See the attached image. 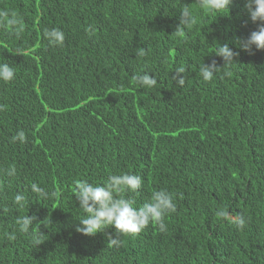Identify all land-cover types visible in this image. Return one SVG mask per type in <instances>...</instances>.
Here are the masks:
<instances>
[{
  "label": "trees",
  "instance_id": "trees-1",
  "mask_svg": "<svg viewBox=\"0 0 264 264\" xmlns=\"http://www.w3.org/2000/svg\"><path fill=\"white\" fill-rule=\"evenodd\" d=\"M183 7L195 23L179 35ZM0 9L23 20L19 35L0 30V62L16 69L0 82V264H264V50L237 44L257 29L244 0L222 13L198 0H0ZM50 28L64 32L63 45L48 43ZM219 44L239 53L231 65L214 55ZM212 60L219 68L204 81L200 67ZM145 72L154 87L133 79ZM20 130L26 141L13 143ZM121 173L142 179L121 194L135 207L157 190L173 195L167 230L149 224L116 243L112 227L76 232L85 214L74 181L103 185ZM32 183L54 195L40 198ZM16 193L25 208L12 204ZM26 214L51 221L37 247L30 233L6 238Z\"/></svg>",
  "mask_w": 264,
  "mask_h": 264
},
{
  "label": "clouds",
  "instance_id": "clouds-1",
  "mask_svg": "<svg viewBox=\"0 0 264 264\" xmlns=\"http://www.w3.org/2000/svg\"><path fill=\"white\" fill-rule=\"evenodd\" d=\"M202 8H207L215 13H222L228 10L231 0H198ZM244 7L248 12L249 19L257 25V29L252 31L246 40L237 39V44L241 50L253 54V47L256 50H264V0H244ZM195 23V18L189 7H183L180 10L179 22L174 32L183 34V29ZM0 30H4L9 35H19L23 31L22 17L15 11L9 9H0ZM45 38L52 46L63 45L65 40L64 32L59 28L46 29ZM20 54L21 53H17ZM147 54L143 48L137 49L136 55L144 57ZM222 58L223 66H229L235 61L238 52L233 51L228 44H219L214 54ZM215 60L210 64H202L200 75L204 81H210L214 73L218 70ZM185 71L183 67L177 68V74ZM225 75L231 73L225 71ZM16 78V69L8 62H0V82L9 83ZM133 79L141 87L152 88L157 84V79L149 74H136ZM179 85H183L184 80L179 76L177 80ZM13 143H24L26 134L23 130L18 131L11 137ZM15 166H9L4 170L7 177L16 175ZM142 179L138 175L131 173H121L110 175L103 185H95L87 180L74 181V196L79 202V209L85 214L83 219L75 225L76 232L92 237L97 233L103 232L106 228L115 229V238H111L116 243V234L131 235L138 234L149 224H155L161 232L167 230L164 218L170 213L176 211V204L173 195L167 190H157L151 195L150 201L145 202L140 207L134 206V201L124 198L122 193L136 192L141 188ZM30 191L40 198H49L54 193H49L44 187L37 183H32ZM28 201L23 193H16L12 198V204L17 209L26 207ZM216 215L223 220H230L233 225L243 229L246 225V219L243 215L233 216L225 209H218ZM44 221L51 222L46 218ZM42 221V222H44ZM41 221H37L35 215H21L15 219V227L9 233H6L8 241L17 239V233H30L32 244L37 247L41 244L43 233L40 230ZM36 225L39 230H33Z\"/></svg>",
  "mask_w": 264,
  "mask_h": 264
}]
</instances>
